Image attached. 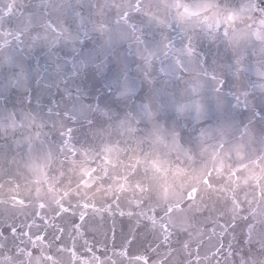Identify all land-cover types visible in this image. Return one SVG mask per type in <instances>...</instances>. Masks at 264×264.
Instances as JSON below:
<instances>
[{
  "label": "snow or ice",
  "instance_id": "6c2138e0",
  "mask_svg": "<svg viewBox=\"0 0 264 264\" xmlns=\"http://www.w3.org/2000/svg\"><path fill=\"white\" fill-rule=\"evenodd\" d=\"M78 7L83 5L70 0H40L37 24L36 7L25 0H8L0 5V51L11 49L4 63L20 69L19 74L14 73L15 82L19 83L25 71L16 59V53L25 50L21 47L25 37H30L32 48L41 42L49 47L71 42L77 54V43L93 41V49L81 66L87 67L91 61L95 68L106 65L109 56L115 54V46L127 41L128 54L141 61L137 65L141 75L129 76L127 64L118 63L114 77L105 83L96 102L87 105L81 102L77 85L75 97L68 93L70 106L67 102L56 104L46 113L32 106L27 91L20 97L18 108L13 104L15 111L0 107V178L7 177L5 182L11 185L12 193L0 204H25L19 198L20 178L35 186L37 201L49 198L57 215L73 207L95 209L87 199L67 207L62 203L73 193L81 197L82 186L93 195L111 197L112 203L123 196L141 208L140 214L151 222L154 233L159 226L155 248H151L156 251L162 245L172 249L171 227L176 214L219 210L223 203L233 221L237 216L244 221L245 234L239 242L249 245V251L241 264H264V208L258 212L253 207L264 205V84L252 83L250 76L255 70L264 80V0H91L87 17ZM13 21L19 23L14 25ZM237 23L244 27L238 28ZM36 28H42L44 34L37 31L32 35ZM171 32L177 33L179 46ZM206 39L230 50L232 63L218 65L215 57L209 63V54L201 47ZM155 60H168L167 71L163 67L160 71L177 81V72L187 73L195 64L200 69L197 75L205 81L182 91L169 90L168 81L159 82L153 75ZM253 62L258 67L254 68ZM217 67L226 68L233 79L222 78ZM73 68L75 76V64ZM242 75L248 83L241 82ZM229 84L235 91L228 95L234 96L236 104L229 102L226 107L223 89ZM249 87L259 88L260 96L256 97ZM240 106L247 116L233 112ZM66 165H70L67 170ZM68 173L77 175L75 188L71 187V176L63 188H57ZM170 177L182 182L170 183ZM43 184L48 185L46 192ZM2 188L4 183H0ZM28 193L31 196L33 188ZM84 195L87 197V193ZM38 207L44 209L46 204L39 202ZM243 212L248 215H241ZM86 215L81 211L79 219L84 221ZM73 227L79 234L81 225ZM15 231L13 228V234ZM59 231L63 233L64 229ZM60 239L54 234V240ZM36 240L43 241V237L38 235ZM177 243L180 247L172 251L191 256L187 240L177 239ZM223 247L221 243L213 257ZM231 249L230 243L229 256L233 255ZM66 250L57 247V251ZM71 254L75 258V250ZM126 254V250L119 253ZM17 255L26 257L27 264H33V260L40 264L42 259L58 264L43 252L33 257L30 251L18 248ZM6 259L9 264H25L24 260ZM134 259L148 264L145 256Z\"/></svg>",
  "mask_w": 264,
  "mask_h": 264
},
{
  "label": "water",
  "instance_id": "95a60500",
  "mask_svg": "<svg viewBox=\"0 0 264 264\" xmlns=\"http://www.w3.org/2000/svg\"><path fill=\"white\" fill-rule=\"evenodd\" d=\"M8 0H0V5L7 3ZM73 4L83 5L78 7V10L87 17L88 4L91 0H70ZM103 2V0H99ZM29 6H35L37 10V17L35 23L40 22L39 5L40 0H25ZM71 17V13L68 14ZM55 20L56 17H53ZM78 23V19L76 21ZM18 21H13L17 25ZM68 25H65L67 27ZM75 25H73V28ZM238 28H243L244 25L237 23ZM39 31L41 35L44 34L42 28H36L32 31L35 35ZM171 36L177 41L179 46V37L176 32H171ZM25 43L21 45L25 50L23 53H16L18 63H22L24 67L23 77L20 78L19 83H16L17 76L20 69L14 68L7 63H4L6 57L12 54L11 49L4 48L0 51V107H6L9 111H15L13 104L19 107L20 97L27 91L31 94V104L33 107L42 109L47 112L49 107H55L56 104L64 105L65 102L70 106L72 100L69 99L68 93L72 97L76 96V86L81 88L82 96L81 102L84 105L95 103L97 95L104 89L105 83L112 79L115 75V69L118 63L127 64L129 76H140L141 72L137 65L141 61L135 55L128 54L127 41L120 42L115 46L114 55L109 56L106 65L100 68L92 66L89 61L87 67L81 66V61L87 59L88 53L93 49V41H85L84 45L77 43L76 47L80 50L79 54L72 51V43H59L49 47L41 42V45L35 48L30 47L32 41L30 37H25ZM96 43H99V38ZM218 43V42H217ZM212 42L211 40H203L201 47L207 51L209 56V63L213 57L217 59L218 65H227L232 63L230 50L225 49L223 44ZM135 46H133L134 51ZM99 63V60L96 61ZM254 68L258 67L255 65ZM76 65L75 71L77 75L73 76V65ZM169 61L165 60L161 63L160 60L153 62V75L157 77L159 82L168 81L167 87L169 90L178 89L182 91L189 85H194L197 81L204 82L205 78L197 73L200 69L192 64L187 73L177 72L176 77H180L177 81L174 77L166 75ZM59 66V67H58ZM164 68L166 71L161 72ZM217 72L222 74V78L231 81L233 78L224 67H217ZM251 82L254 84H264L259 76L256 75L255 70L250 73ZM12 81V82H10ZM241 82L248 83V81L241 76ZM97 90H100L98 92ZM250 92H254L256 97L260 96L259 88L249 87ZM235 91L231 84L223 89L225 95V106L229 107L235 105L234 96L228 95L229 92ZM27 103V101H25ZM235 114L245 112L243 106L234 107ZM47 129H45L46 131ZM27 134V133H25ZM95 167V163L91 165ZM70 165L65 166V170ZM53 173L49 172V175ZM71 176V187L75 188L77 175L76 173H68L61 178V183L56 185L57 188H63ZM31 179V177H29ZM7 177L0 178V183H4V188L0 189V200H6L12 193L9 191L11 185L5 181ZM18 182L21 184L19 198L25 200L23 206H13L11 203L0 204V264H9L7 257H11L12 261L18 259L24 260L27 264V258L17 255L18 248H24L30 251L33 257L40 256L43 252L46 256H52L58 264H143L142 260L134 259L137 256H145L148 258V264H186L187 260H191L192 264H241V258H247L246 254L249 251V245L240 243L241 237L245 234L244 221L239 216L233 221L230 209L223 203L219 205V210L205 211L202 213L186 212L179 213L173 217L174 226L171 227L172 235V249H178L180 245L179 240H187L190 243L191 256L188 252L172 251L166 246L155 248L153 241L156 234L159 233V226L157 225L156 233L151 230V222L146 216L141 215V208L137 207L135 203H130L128 198L122 196L117 203H112V198H104L101 194L93 195L92 190L81 187V197H76L75 194L62 201L67 207L69 203L76 205L78 202L83 203L85 199L95 204V209L89 207L88 209L71 208L69 212L55 214L53 209L55 205L47 197H41L39 201L35 199L34 185L26 184L23 178ZM170 183H181L180 178H169ZM33 188V193L29 196L28 189ZM47 184L42 185L43 191H47ZM87 193V197H85ZM130 198L131 194H127ZM251 199V197H249ZM257 201H259V193L257 192ZM214 199V198H213ZM39 202H44L46 207L41 209L38 207ZM211 203V202H210ZM111 204V208H108ZM247 205H245V208ZM259 212L264 205L257 207L253 205ZM99 209V211H97ZM81 211L87 213L84 221L79 219ZM144 211L148 209L145 207ZM123 213V214H121ZM131 213V214H129ZM151 214V213H149ZM162 215V213H161ZM241 215H248L247 212ZM159 220V217H157ZM81 225L79 234L74 229L73 225ZM147 226V227H146ZM15 228V234L12 229ZM64 229L60 233L59 229ZM234 228V230H233ZM25 233L27 235H25ZM54 234L60 236V240H54ZM42 236L43 241H37L36 236ZM29 236L32 241H29ZM202 241V243H201ZM34 242V243H33ZM87 242L88 247H85ZM224 247L220 254L213 257V252L219 248L220 244ZM232 245L233 255H228V245ZM255 243V239L253 240ZM57 247H64L68 250L57 251ZM91 249L89 251L88 249ZM75 250V258L71 251ZM126 250V255L121 256L119 253ZM199 250V260L197 261V251ZM171 251V255L169 252ZM97 257L98 259H94ZM207 257V259H205ZM33 264L35 261L33 260ZM40 264H52L51 260H41Z\"/></svg>",
  "mask_w": 264,
  "mask_h": 264
}]
</instances>
